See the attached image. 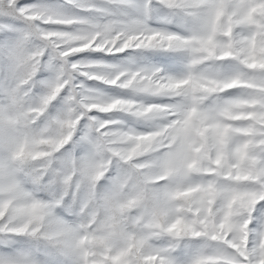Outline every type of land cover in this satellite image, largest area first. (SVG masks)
I'll return each mask as SVG.
<instances>
[{
	"label": "snow or ice",
	"instance_id": "6c2138e0",
	"mask_svg": "<svg viewBox=\"0 0 264 264\" xmlns=\"http://www.w3.org/2000/svg\"><path fill=\"white\" fill-rule=\"evenodd\" d=\"M0 264H264V0H0Z\"/></svg>",
	"mask_w": 264,
	"mask_h": 264
}]
</instances>
